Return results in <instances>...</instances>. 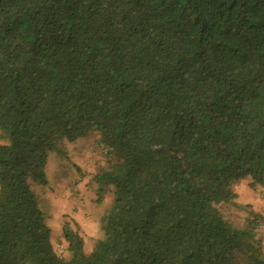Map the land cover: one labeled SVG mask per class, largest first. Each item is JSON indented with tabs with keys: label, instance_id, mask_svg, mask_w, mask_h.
Returning a JSON list of instances; mask_svg holds the SVG:
<instances>
[{
	"label": "trees",
	"instance_id": "16d2710c",
	"mask_svg": "<svg viewBox=\"0 0 264 264\" xmlns=\"http://www.w3.org/2000/svg\"><path fill=\"white\" fill-rule=\"evenodd\" d=\"M94 137L111 204L67 257L38 206L49 155ZM264 0H0V264H264Z\"/></svg>",
	"mask_w": 264,
	"mask_h": 264
},
{
	"label": "rangeland",
	"instance_id": "374dc122",
	"mask_svg": "<svg viewBox=\"0 0 264 264\" xmlns=\"http://www.w3.org/2000/svg\"><path fill=\"white\" fill-rule=\"evenodd\" d=\"M67 158L51 153L45 169L48 187L39 191L38 206L46 225L51 229L54 250L67 257L66 244L62 239V226L66 221L77 224L90 252L99 236V220L109 209L112 196L109 192L101 199L97 196L94 176L105 167L104 152L94 137L66 144ZM237 195L235 204L223 205V215L237 227L247 226V219L258 215L260 223L257 238L264 254V188L251 186L245 179L233 186Z\"/></svg>",
	"mask_w": 264,
	"mask_h": 264
}]
</instances>
